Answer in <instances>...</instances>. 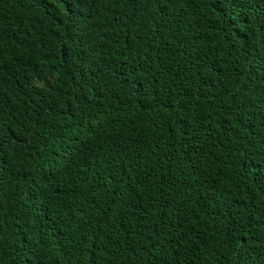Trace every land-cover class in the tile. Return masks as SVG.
I'll list each match as a JSON object with an SVG mask.
<instances>
[{"label":"trees","instance_id":"16d2710c","mask_svg":"<svg viewBox=\"0 0 264 264\" xmlns=\"http://www.w3.org/2000/svg\"><path fill=\"white\" fill-rule=\"evenodd\" d=\"M0 264H264V0H0Z\"/></svg>","mask_w":264,"mask_h":264}]
</instances>
